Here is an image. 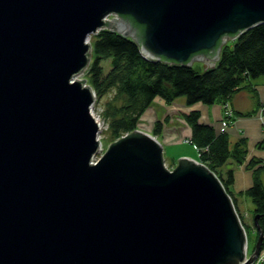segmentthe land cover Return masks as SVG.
<instances>
[{
	"label": "water",
	"instance_id": "obj_1",
	"mask_svg": "<svg viewBox=\"0 0 264 264\" xmlns=\"http://www.w3.org/2000/svg\"><path fill=\"white\" fill-rule=\"evenodd\" d=\"M260 25L264 0H0V264H254L260 216L248 259L208 167L182 158L170 171L156 137L137 131L94 163L96 94L79 77L101 30L146 60L208 69Z\"/></svg>",
	"mask_w": 264,
	"mask_h": 264
},
{
	"label": "trees",
	"instance_id": "obj_2",
	"mask_svg": "<svg viewBox=\"0 0 264 264\" xmlns=\"http://www.w3.org/2000/svg\"><path fill=\"white\" fill-rule=\"evenodd\" d=\"M135 26L142 33V28L137 24ZM90 44L93 58L86 77L96 94V101L113 94L103 105L102 114L113 143L136 132L142 115L157 98L172 103L185 97L188 105L223 104L242 90L256 93L246 83L264 77V25L240 35L232 48L223 46L216 66L204 71L166 60H146L140 45L110 30L92 35ZM106 60H111V69L107 74L102 67ZM200 116V112H192L186 117L192 128L191 143L200 150V159L216 174L226 193L232 196L230 187L234 184V169H229L224 179L217 173L231 159L228 136L217 135L213 127L201 124ZM161 130V123H158L155 136H159ZM247 153L245 140L235 144L233 158L237 163L241 164ZM260 164L261 161L254 159L249 167ZM261 173H264V166L255 171L254 184L248 196L255 205L254 218L260 216L259 225L264 233V182ZM256 234L259 235L258 232Z\"/></svg>",
	"mask_w": 264,
	"mask_h": 264
},
{
	"label": "rangeland",
	"instance_id": "obj_3",
	"mask_svg": "<svg viewBox=\"0 0 264 264\" xmlns=\"http://www.w3.org/2000/svg\"><path fill=\"white\" fill-rule=\"evenodd\" d=\"M113 17H109L112 21ZM234 40H229L226 45L232 48L234 46ZM93 58V52H92ZM104 72L107 74L111 69V60H106L102 63ZM193 67L199 71H204L203 62H195ZM82 81H86L89 86L86 73L79 77ZM258 80H261L255 87L254 85ZM252 89L257 92L253 93L250 90H244L245 99L242 100L243 112L241 114H235L237 119L236 125L222 126V121L225 120V104L217 102L214 105H206L204 103H196L192 105L186 102L180 104L179 101L167 103L161 98H157L153 104L146 109L142 115L137 127V132L150 134L155 136V130L158 128V123H161L162 130L158 136L159 142L163 147L164 163L167 169L173 171L178 166V161L182 158H191L206 166V164L200 159V153L194 144L186 143V141L192 140V128L187 122L186 117L192 112H200L201 116L199 122L203 125L211 126L215 129L217 135L225 134L228 136L231 147V159L230 161L217 170L218 176L226 178L227 171L234 169V184L230 187V191L234 194L236 200L235 209L240 215L241 221L244 224L249 247H248V259L255 251L259 235L256 234L257 229L254 224V210L255 205L253 200L248 196V191L254 184V174L258 170L259 166H264V77L251 81ZM250 87V85H247ZM113 97V94H109L101 101L94 102V116L101 119L107 126V123L103 119V105ZM185 98V97H181ZM178 100V99H177ZM228 103L231 107L230 100ZM245 140L247 142V155L242 160V163H237L233 158V149L235 144ZM103 152L99 153L94 161H98L103 153L113 144V139L109 134V129L103 130L101 134ZM259 160L262 164L250 168V162L252 160ZM231 165V167L227 165ZM261 178L264 182V173H261ZM232 195V194H231ZM233 202V195L231 196ZM260 258L264 257V250L260 253ZM259 258V257H258ZM264 264V263H263Z\"/></svg>",
	"mask_w": 264,
	"mask_h": 264
},
{
	"label": "built area",
	"instance_id": "obj_4",
	"mask_svg": "<svg viewBox=\"0 0 264 264\" xmlns=\"http://www.w3.org/2000/svg\"><path fill=\"white\" fill-rule=\"evenodd\" d=\"M93 106H94V104H93ZM93 106H92V108H91V112H92V115L94 116V108H93ZM235 111L230 107V105H229V103H228V101L226 102V104H225V113H224V116H225V120H223L222 121V126L224 127V128H226L227 126H231V125H234V122L236 121V117H235ZM264 117V115L261 117V119ZM94 118L96 119V121L98 122V124H99V127H100V133H99V136H98V139L101 141V134H102V132H103V130H104V128L105 129H108V125L106 126L105 124H104V122H102L101 121V119H100V117L99 118H96L95 116H94ZM264 119V118H263ZM125 137V136H124ZM123 138V137H122ZM101 143H102V141H101ZM186 143H190V144H192L191 143V141H186ZM102 150H101V152L100 153H102L103 152V148H101ZM198 151H199V153H200V150L199 149H197ZM207 150V149H206ZM94 163H97V161H95ZM203 165V164H202ZM230 196V195H229ZM230 198H231V196H230ZM232 200V199H231ZM233 202V201H232ZM233 204H234V202H233ZM235 206V205H234ZM237 212V211H236ZM237 215H238V218H239V220H240V224L242 225V227H243V229L245 228L244 227V224L242 223V221H241V218H240V215L237 213ZM244 231H245V229H244ZM246 232V231H245ZM248 238V237H247ZM261 255V254H260ZM248 258V257H247ZM264 263V257H261L260 258V256H259V258H257V260H256V262L254 263V264H263Z\"/></svg>",
	"mask_w": 264,
	"mask_h": 264
},
{
	"label": "crops",
	"instance_id": "obj_5",
	"mask_svg": "<svg viewBox=\"0 0 264 264\" xmlns=\"http://www.w3.org/2000/svg\"><path fill=\"white\" fill-rule=\"evenodd\" d=\"M261 80H258L256 82V84L254 85L255 87H260L259 85H257V83H259ZM247 85H250L251 88H252V83L251 82H247L246 83V86ZM244 90L238 92L231 100H230V104H231V108L235 111L236 114H241L240 112H243V106H242V100L245 99V97L243 96L244 94ZM175 101H179L180 104H183L184 102H186V98H178V100H175ZM240 120L239 119H236V121L234 122V126L236 125L237 121ZM156 139L159 141V138L158 136H155ZM229 167H231V165H227ZM231 194L233 195V198L236 200L234 194L231 192ZM238 202V205L240 206L239 204V201L236 200Z\"/></svg>",
	"mask_w": 264,
	"mask_h": 264
},
{
	"label": "bare ground",
	"instance_id": "obj_6",
	"mask_svg": "<svg viewBox=\"0 0 264 264\" xmlns=\"http://www.w3.org/2000/svg\"><path fill=\"white\" fill-rule=\"evenodd\" d=\"M231 40H234V41H235V40H237V39H231ZM89 42H90V39H89Z\"/></svg>",
	"mask_w": 264,
	"mask_h": 264
}]
</instances>
